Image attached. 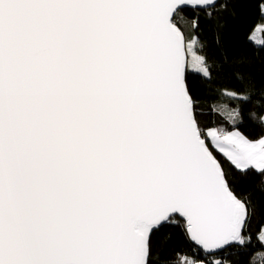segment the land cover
Listing matches in <instances>:
<instances>
[{
	"label": "snow or ice",
	"instance_id": "6c2138e0",
	"mask_svg": "<svg viewBox=\"0 0 264 264\" xmlns=\"http://www.w3.org/2000/svg\"><path fill=\"white\" fill-rule=\"evenodd\" d=\"M247 2L0 0V264L246 254L264 204V115L250 107L264 98V59L253 71L225 30ZM205 77L230 85L229 124L205 118ZM164 228L204 260L162 258Z\"/></svg>",
	"mask_w": 264,
	"mask_h": 264
},
{
	"label": "trees",
	"instance_id": "16d2710c",
	"mask_svg": "<svg viewBox=\"0 0 264 264\" xmlns=\"http://www.w3.org/2000/svg\"><path fill=\"white\" fill-rule=\"evenodd\" d=\"M259 2L260 0H249V2L239 5L237 9L238 14L235 17L228 16L225 30V42L228 47L248 54L252 59L250 67L257 73H259L261 69V60L264 59V30L262 32V44H257L252 39H249V37H251L258 25L264 23V17L261 16L260 11L257 9V3ZM201 15L203 16V13H201ZM214 15H216V13H214ZM210 26L209 21L201 19L200 30L195 34L205 45V49L208 53L214 50L212 34L209 31ZM254 53H259V55H253ZM197 54L205 55L206 52L201 51L199 47H197ZM195 75L199 77L202 73H195ZM204 79V86L199 92V101L205 118H211L217 121L219 126L229 124L228 113L231 112L233 108L237 107L236 102L224 91V89L230 87V85L217 79H209L207 77ZM256 100L259 101V103L254 101L253 105L250 107L259 117L264 115V108H261V104H264V98L257 97ZM253 131L259 132V129L255 128ZM246 134L249 133L246 132ZM250 138L254 137L250 135ZM225 166L227 167V164H225ZM261 222H264V204L257 205L256 217L253 219L250 228L253 238L252 246L248 248L243 257L234 255L231 252L226 254L225 259L229 260V264H241V261H243V264L264 263V242L259 241L256 237ZM157 243L162 258L175 261L176 254L179 253L181 257H187L190 260H204L203 252H194L193 248L195 246L177 229H162L157 236Z\"/></svg>",
	"mask_w": 264,
	"mask_h": 264
},
{
	"label": "rangeland",
	"instance_id": "374dc122",
	"mask_svg": "<svg viewBox=\"0 0 264 264\" xmlns=\"http://www.w3.org/2000/svg\"><path fill=\"white\" fill-rule=\"evenodd\" d=\"M263 30H264V23H262V24L257 26L255 31L251 35V39L254 42L258 43V44H262L261 41H262V32H263ZM189 59L191 60V54H189ZM193 71H195V70H193ZM260 264H264V263H260Z\"/></svg>",
	"mask_w": 264,
	"mask_h": 264
},
{
	"label": "crops",
	"instance_id": "0c3cea01",
	"mask_svg": "<svg viewBox=\"0 0 264 264\" xmlns=\"http://www.w3.org/2000/svg\"><path fill=\"white\" fill-rule=\"evenodd\" d=\"M263 42V40L261 41V43ZM258 44V43H257Z\"/></svg>",
	"mask_w": 264,
	"mask_h": 264
}]
</instances>
